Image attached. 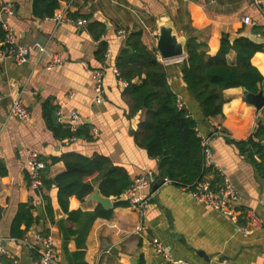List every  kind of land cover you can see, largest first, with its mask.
I'll return each instance as SVG.
<instances>
[{"label":"crops","instance_id":"0c3cea01","mask_svg":"<svg viewBox=\"0 0 264 264\" xmlns=\"http://www.w3.org/2000/svg\"><path fill=\"white\" fill-rule=\"evenodd\" d=\"M59 3L55 13L71 4L67 19L60 25L54 15L35 17L33 0L14 1L15 13L9 18L20 42L25 45L38 42L47 51L31 53L25 63L10 57L0 63V240L6 249L0 264L10 261L35 264L40 255V244L34 239L36 233L55 239V264H132V259L137 264H264V177L225 135L216 133L209 137L220 127L232 139H247L259 124L264 125V109L259 110L245 100L243 87L224 90V115L204 119L198 102L188 94L178 63H166L170 67L169 82L180 102L199 121V133L211 148L213 159L239 192L235 202L237 222L210 206L196 203L189 190L169 180L157 189H153L154 181L149 189L140 190L143 197L151 194L142 215L131 204L115 207V202L111 218L92 220L88 213L104 207L92 198L99 191L98 185L83 200L72 196L67 211L58 202L55 185L51 188L42 185L40 190L32 188L26 167L27 153L34 149L46 162L42 176L46 171L48 178L65 170L64 162L54 159L71 151L106 155L115 164L125 166L133 177L148 171L156 173L157 160L135 142V130L143 113L128 116L129 107L123 97L125 85L116 72L115 59L128 30H143L145 44L157 48L155 34L163 22H170L178 37L187 40L190 32L206 42L209 54L215 55L223 33L264 41V34L253 33L255 26L264 31V14L260 10L264 0H59ZM76 13L92 18L79 25L77 21L82 18L71 16ZM246 15L252 17L255 25L243 22ZM95 20L107 27L99 41L87 28ZM101 40L109 43L103 62L95 55ZM55 54L61 63L49 68ZM157 55L165 63L159 51ZM228 61L236 63L234 50L229 52ZM251 63L264 75V51L255 53ZM96 71L103 73L104 90L99 104ZM50 97L65 118L73 110L79 112L82 123L92 125L93 138L56 140L42 114V101ZM16 99L31 113L28 120L21 121L11 114ZM44 197L51 199L52 215L46 209ZM29 201L33 204L35 222L18 239L12 236V224L20 204ZM72 211L82 214H71ZM249 211L257 217L259 226L247 235L243 227L249 224L246 216ZM154 239L164 244L168 256L156 251Z\"/></svg>","mask_w":264,"mask_h":264},{"label":"trees","instance_id":"16d2710c","mask_svg":"<svg viewBox=\"0 0 264 264\" xmlns=\"http://www.w3.org/2000/svg\"><path fill=\"white\" fill-rule=\"evenodd\" d=\"M59 6V0H33V15L42 19L52 17ZM71 16L87 20L92 18L91 15L78 13ZM87 28L97 41L107 31L106 24L99 20L90 22ZM188 29L191 31L192 27ZM253 33L263 35L264 31L260 26H255ZM5 39L6 31L0 22V49L7 48V45H2ZM108 47L107 41H100L95 52L99 61H105ZM208 48L206 42L199 41L189 32L185 44L187 55L178 63L188 94L198 102L204 119L224 115V90L243 87L249 92L258 93L264 89V75L251 63L255 53L264 51V41L258 42L245 35L232 41L228 33H223L218 52L210 55ZM231 50L236 52L235 64L228 61ZM157 54V48H149L145 44L143 30L133 29L128 30L115 59L118 78L127 83L123 97L129 107L128 116L143 113L135 130V142L145 149L150 158L157 160L155 181L166 178L190 192L195 191L200 182L209 181L211 187L218 190L224 183V176L214 165H207L204 139L198 129L199 121L186 106L179 105L178 93L169 82L170 67L160 61ZM59 110L53 97L42 101L43 118L56 140L93 138L90 123L85 122L74 130L67 121L59 119ZM216 133L225 135L227 141L264 177V125L259 124L247 139H232L225 130L219 131L217 128L209 137ZM57 160L64 162L65 170L53 178H48L44 171L43 187H57L58 202L64 210L68 211L72 196L83 200L95 191L96 185L102 195L117 199L115 207L130 204L128 200H118L135 178L125 166L115 164L110 157L100 153L89 156L71 151L54 159ZM1 166L0 163V169ZM44 198L46 209L52 215L51 199ZM70 213L82 214L81 211ZM88 215L92 220L97 217L111 218L113 209L106 210L99 206ZM34 222L32 201L20 204L12 224V236L22 239ZM22 225H25V229H21Z\"/></svg>","mask_w":264,"mask_h":264},{"label":"built area","instance_id":"2783aa9c","mask_svg":"<svg viewBox=\"0 0 264 264\" xmlns=\"http://www.w3.org/2000/svg\"><path fill=\"white\" fill-rule=\"evenodd\" d=\"M14 1L17 0H0V22L6 31V39L4 45H7L6 49H0V63L7 57L14 58L19 63H25L28 56L37 52L38 54H44L47 48L38 42L32 45H25L20 42L16 33L11 29L9 25V18L15 13ZM71 4L67 5L60 13H55L53 18L57 22V25L63 23L67 19ZM260 10L264 14V3L260 4ZM78 24L83 25L86 23L85 19H78ZM243 22L247 25H255V21L249 15L243 17ZM184 58L175 60L177 63H181ZM173 61H165V63H171ZM61 63V59L57 54L53 55L49 68L55 67ZM118 76V70H116ZM97 93L96 102L99 104L102 102L103 86V73L96 71L94 74ZM127 86V83L122 81ZM179 105L183 106L179 100ZM11 114L15 115L19 120L26 121L31 117V113L24 106L20 99H16L11 107ZM58 116L61 121L66 120L72 127L76 129L83 124V117L79 112L73 110L65 118L64 114L59 110ZM218 130H221L220 127ZM206 153V163L208 166L214 165L224 176V183L220 189H213L209 181L200 182L195 191L191 192L193 199L198 204L210 206L216 211L229 216L233 221L237 222V213L235 212V202L239 197V192L232 184L228 176L221 170L219 164L213 159L211 148L208 146L207 141H203ZM27 173L29 175L31 186L35 190H40L43 185L42 172L46 168V162L40 156L39 152L34 149H30L27 153L26 160ZM154 173L148 171L137 175L134 178L133 184L126 191L124 196L130 202V204L142 215L145 211V204L151 198V194L146 197L139 195L140 190L149 189L154 183ZM249 224L243 227L245 234H252L259 226V220L252 212H247ZM34 239L40 244V255L35 264H55L56 255V241L51 235L36 233ZM153 245L158 253L168 256L164 244L158 240H153ZM6 254V249L0 240V255ZM170 257V256H169ZM183 262V261H179Z\"/></svg>","mask_w":264,"mask_h":264},{"label":"water","instance_id":"95a60500","mask_svg":"<svg viewBox=\"0 0 264 264\" xmlns=\"http://www.w3.org/2000/svg\"><path fill=\"white\" fill-rule=\"evenodd\" d=\"M157 39V49L161 57L166 61H175L180 58L186 57L187 53L185 50L186 40L184 37H178L174 26L170 22H163L159 26V30L155 34ZM237 37L232 36L231 40L234 41ZM4 45V43H2ZM245 90V100L257 107V109H264V89L258 93H253ZM167 182L166 178L158 179L154 185L153 189H157L160 185ZM92 198L100 202L105 208L111 209L116 202L111 197L101 196L99 191H96ZM118 200H127L126 197H121ZM132 264H137L135 259H132Z\"/></svg>","mask_w":264,"mask_h":264},{"label":"rangeland","instance_id":"374dc122","mask_svg":"<svg viewBox=\"0 0 264 264\" xmlns=\"http://www.w3.org/2000/svg\"><path fill=\"white\" fill-rule=\"evenodd\" d=\"M174 63H177L176 61H173Z\"/></svg>","mask_w":264,"mask_h":264},{"label":"bare ground","instance_id":"6f19581e","mask_svg":"<svg viewBox=\"0 0 264 264\" xmlns=\"http://www.w3.org/2000/svg\"><path fill=\"white\" fill-rule=\"evenodd\" d=\"M181 59V58H180Z\"/></svg>","mask_w":264,"mask_h":264}]
</instances>
